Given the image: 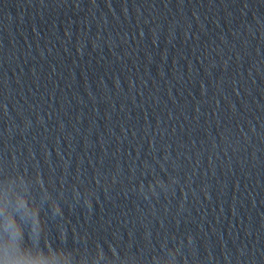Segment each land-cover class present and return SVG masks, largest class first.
Here are the masks:
<instances>
[{"label": "clouds", "instance_id": "9594fccd", "mask_svg": "<svg viewBox=\"0 0 264 264\" xmlns=\"http://www.w3.org/2000/svg\"><path fill=\"white\" fill-rule=\"evenodd\" d=\"M27 204V200H25L23 204L19 203L18 196L16 197L15 203H13L12 199H10L7 195L0 198V218H2L0 230L7 233L11 237L13 243L17 240V238H22L25 233L24 226L19 220L17 213H20L21 209H24L27 213ZM81 258L85 260L88 259L87 256H83ZM0 264H20L16 255V249L8 247L0 249Z\"/></svg>", "mask_w": 264, "mask_h": 264}]
</instances>
